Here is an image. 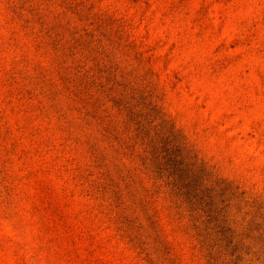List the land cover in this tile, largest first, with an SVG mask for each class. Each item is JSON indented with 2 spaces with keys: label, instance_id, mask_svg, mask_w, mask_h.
Listing matches in <instances>:
<instances>
[{
  "label": "rangeland",
  "instance_id": "rangeland-1",
  "mask_svg": "<svg viewBox=\"0 0 264 264\" xmlns=\"http://www.w3.org/2000/svg\"><path fill=\"white\" fill-rule=\"evenodd\" d=\"M253 220L264 0H0V264H264Z\"/></svg>",
  "mask_w": 264,
  "mask_h": 264
},
{
  "label": "trees",
  "instance_id": "trees-1",
  "mask_svg": "<svg viewBox=\"0 0 264 264\" xmlns=\"http://www.w3.org/2000/svg\"><path fill=\"white\" fill-rule=\"evenodd\" d=\"M152 110H153V117L156 120L163 121L162 120V115L160 114V112L155 107H153ZM137 126H138V128L141 127V125H137ZM168 129H169V132H173V127H168ZM166 161L167 162L164 163V165H165L166 169L168 170V172H171L172 171V166L170 165V163H174L175 164L176 161L172 160L170 162L168 160V158H166ZM240 219H241L240 221L237 220V225L240 228H243V225H246L247 222L249 223V220L246 222L245 218L241 217ZM245 231H246V234L243 235V237L245 239L251 241L253 243V246L254 245L256 246V247L252 246V249L255 250V248H257L258 252H261V254L264 256V225L261 224V222L258 221V220H253L250 223V226L248 225V227L245 228ZM227 232L229 233L230 231L227 230ZM218 234H220V233H218ZM256 242H258V243H256ZM219 248H221V252L219 254H221V256H223V263H229V258H234L235 260L240 258V254H238L236 252L237 249H238V245H237V242H235L234 240L227 241L226 244L223 245V247H219ZM226 249L228 250V252L226 254L222 253V251L225 252ZM209 250H210L209 251L210 252L209 253V260L212 261V255L213 254H218V253L213 252L214 247H212ZM257 250H255L254 253H257ZM241 255H246V254H241ZM227 259H228V261H227Z\"/></svg>",
  "mask_w": 264,
  "mask_h": 264
}]
</instances>
